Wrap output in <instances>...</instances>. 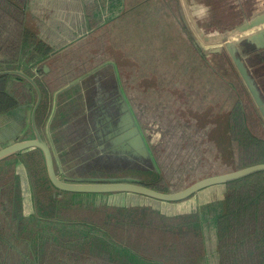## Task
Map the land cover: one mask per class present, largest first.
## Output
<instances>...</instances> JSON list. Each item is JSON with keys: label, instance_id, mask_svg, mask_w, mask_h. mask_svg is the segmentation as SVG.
<instances>
[{"label": "rangeland", "instance_id": "obj_1", "mask_svg": "<svg viewBox=\"0 0 264 264\" xmlns=\"http://www.w3.org/2000/svg\"><path fill=\"white\" fill-rule=\"evenodd\" d=\"M262 11L264 0H125V11L118 19L88 33L48 66L53 70L61 66L77 69L74 73L79 75L84 71L81 69L92 70L104 59L113 61L141 126L153 144L162 177L157 187L176 192L203 178L236 170L228 123L237 106L243 112L246 130L255 139L264 141V121L225 50L224 40L207 44L202 38L226 36ZM53 77L58 81L55 86H61L58 74ZM258 77L264 78L262 74ZM99 78L102 82L91 96L86 94V87L96 81L95 78L85 82L84 87L79 84L72 88L74 93L81 88L85 90L80 99L89 107L94 104V95L100 94L102 99L107 97L108 79ZM73 111L82 112L80 108ZM175 114L182 117L183 126L181 123V126L173 125ZM95 123L92 116H76L67 127L71 132L77 130V138L84 137L89 124L95 126ZM29 138L31 136L24 137ZM258 152L252 149L250 155ZM21 154L25 157L21 181L29 182L27 176L31 179L30 184L25 182L28 185V218L34 223V227L29 228V250L34 254L30 253L31 261L46 264H222L216 237L209 236L207 228L205 232L197 228V222L202 223L200 219L197 221L195 214L206 215L204 224L209 227L208 215L214 214L212 220L215 221L216 216L225 211L224 202H214L199 212L176 206L174 214L182 215L163 219L159 215H165L167 206L152 199L131 194L68 193L70 196L54 189L46 175L43 176L47 182L40 184L33 166L34 153ZM5 164L14 166L16 161L10 159ZM16 169L9 168L5 181L13 179L14 175V180L19 181ZM73 169L76 175L89 178L130 177L143 182L150 176V172L140 169L135 160L111 155L103 157L100 164L97 160L87 163L81 160ZM37 190L43 191L48 201L36 205ZM54 194L61 198L56 199ZM225 195L226 192L224 198ZM52 196L54 208H61L60 215L43 211ZM213 197L215 199L216 195ZM69 202L72 208L63 217ZM130 208L133 210H128ZM106 213H110L109 217ZM93 214L94 218L90 219ZM53 215L54 220H47ZM121 215L129 220L123 218L120 222L123 236L119 239L117 231H112L111 227L113 219ZM89 219L91 224L86 221ZM133 241H137L138 246L133 245Z\"/></svg>", "mask_w": 264, "mask_h": 264}, {"label": "water", "instance_id": "obj_2", "mask_svg": "<svg viewBox=\"0 0 264 264\" xmlns=\"http://www.w3.org/2000/svg\"><path fill=\"white\" fill-rule=\"evenodd\" d=\"M204 43L209 44L210 42H216L221 39L224 40V47L232 63L234 64L239 76L241 77L244 85L246 86L252 100L254 101L263 121H264V96L256 84L252 73L248 67L249 65H255V62L264 61V11L256 14L249 21L242 23L237 26L226 36H214L213 38L202 37ZM231 38V40H230ZM216 40V41H214ZM217 51H221V48H217ZM215 52V51H214ZM256 53L255 58L259 60L248 59L249 54ZM108 67L112 70L113 78L108 80L109 86L106 91L107 97L109 95V102L112 104L111 111L112 117L114 115V124L110 125L107 130L109 134H106V139H109L111 147L108 149L107 146L105 150L101 146H93L87 139L76 137V133L69 134V140L65 143H70L69 145L62 146L64 150L74 152V150L79 148V152L76 157H82L83 162H89L97 160L100 164L101 159L108 155L111 156H121L127 159L135 160L140 169L148 172H158V166L155 163L153 157V149L151 139L146 135L145 131L142 129L141 123L139 121L138 115L136 114L130 98L121 83L119 76V71L116 64L113 61H108L107 63L102 62L100 65H96L90 73L84 78V82L80 85L84 87V83L95 78L96 81L90 83L86 87V94L89 93L90 96L93 94L94 89L99 86L102 82L99 78V71L101 69ZM10 70L2 69L0 70V76H13L26 81L36 92L37 99L33 106L31 112V128L33 131L34 138L22 140L19 142L12 143L11 145L0 149V161L11 155L26 151L28 149H37L41 152L45 169L47 173L48 180L51 185L61 192L67 193H78V194H131L137 195L142 198L152 199L158 201L168 209L164 216H176L180 214H174V209L176 206H186L185 209L200 211L206 206H212L214 202H224V193L226 192V184L238 181L240 179L246 178L250 175L264 172V163H259L251 165L239 170L231 171L228 173H223L219 175H214L210 177L203 178L183 188L182 190L176 192H160L149 187L128 182H110V183H97L105 179V177L89 178L81 175H76V171L73 169L77 164L74 161V157L64 158L62 161H56L55 156L52 153L51 146L42 138L40 131L38 130L36 124V112L41 104V92L37 86L36 81L33 77L25 74L21 70L12 69L13 66H7ZM79 98L82 96L79 92ZM102 99L100 94L93 96V101L96 99H101V101L108 100V98ZM80 102L83 100L80 99ZM87 104V103H86ZM86 109V113H82V116H92L95 119L94 110ZM81 113L78 115L80 116ZM84 116V117H85ZM183 126L184 124L181 123ZM90 129H94L93 125H90ZM84 144V146H83ZM69 146V149H68ZM119 147V148H118ZM114 148V149H113ZM108 149V150H107ZM95 152L93 156L92 153ZM58 167V170L55 168ZM64 170L61 171V169ZM63 175V177L61 176ZM213 190H217L216 198L209 194ZM198 197L201 198L199 202ZM181 209V208H180ZM177 212V211H175ZM178 213V212H177ZM182 215V214H181ZM199 216L200 222L202 223L199 227L201 232H205V229H209V236L216 237L217 241V220L219 216H216L215 221L212 220L214 214H209L208 218L211 219V224L209 227L205 226L204 218L206 215L197 214ZM221 216V215H220ZM215 231V232H214ZM204 246L206 245L203 242ZM218 245V243H217ZM205 249V248H204Z\"/></svg>", "mask_w": 264, "mask_h": 264}, {"label": "crops", "instance_id": "obj_3", "mask_svg": "<svg viewBox=\"0 0 264 264\" xmlns=\"http://www.w3.org/2000/svg\"><path fill=\"white\" fill-rule=\"evenodd\" d=\"M13 3L20 11L24 17L23 32L20 29L19 24H15L13 34V50L11 48L5 49L3 53H0V60H10L15 58L14 48L19 49L18 59L12 67V69L21 70L25 74L33 77L36 82L40 85L43 93L42 102L39 106L37 113V123L40 130L42 138L51 146L52 153L55 156L56 161H62L64 158L76 157L79 148L74 153L64 150L62 146L66 145V141L69 140L71 132L68 129V124L73 118L78 116L73 109L80 108L86 113V109H89L88 104L85 102H80L79 92H72V88L75 85L83 83L87 73L93 70L84 69L79 75L70 76V70L72 68H67L66 77L58 85V81L55 77V73L59 76V71L62 68L53 70L48 66L50 62L56 58V56L67 52L72 48V46L83 39L88 33L102 28L108 25L109 21L112 19H118L125 11V0H9ZM116 17V18H115ZM6 23L4 24V26ZM8 23L6 25L9 26ZM9 39V38H8ZM76 47V45H75ZM13 54V56L11 55ZM17 57V56H16ZM258 58V57H257ZM255 58L256 60H259ZM107 63L108 59H104ZM102 63V62H101ZM262 62H255V66H262L260 68H255L250 70L256 84L259 86L260 90H264V78H259V75L264 76ZM100 64H97V66ZM107 67L101 69L98 76H103L108 80L113 78L112 70ZM251 67L254 65H250ZM249 67V66H248ZM6 65L0 63V70H10L7 69ZM256 71V73H254ZM65 72V71H64ZM5 78H0V94L2 95V100H0V123L4 126L9 124L14 128V132L10 135V139H14L17 136H25L28 132V127L30 123L31 112L35 104V100L29 92V87H27L23 80L11 76H3ZM73 78V79H72ZM259 81H257L258 79ZM73 80V81H72ZM262 87H261V85ZM16 85L20 86L24 90L25 100H20L11 94V90ZM261 91V92H262ZM85 90L81 88V95ZM8 97L7 103H5V97ZM264 96V93H262ZM10 97V100H9ZM14 97V98H13ZM108 100L101 101V99H96L94 102V110H101L103 103H107ZM14 100L15 103L12 102ZM10 101L12 104H10ZM4 106L1 107L3 105ZM92 109V110H93ZM88 115H91L89 111ZM99 115L100 113H97ZM85 116V115H84ZM19 118V120H14ZM94 134V129L90 131ZM80 135L81 142L86 137ZM69 149V146H68ZM42 164L45 168L44 159L40 153ZM77 164V161H75ZM58 170V167L55 165ZM65 167L61 169L64 170ZM63 177V175L61 174ZM211 195H216L217 190L208 192ZM201 200L198 197L197 202ZM163 219H170L171 217H166L164 215H159ZM197 221H199V216L195 214ZM199 229V223L196 224Z\"/></svg>", "mask_w": 264, "mask_h": 264}, {"label": "trees", "instance_id": "obj_4", "mask_svg": "<svg viewBox=\"0 0 264 264\" xmlns=\"http://www.w3.org/2000/svg\"><path fill=\"white\" fill-rule=\"evenodd\" d=\"M19 11L9 0H0V53L8 48L13 50L11 39H14L13 34H16L15 24H19L23 32L25 15L23 13L22 16ZM5 23L10 25L6 27ZM14 51H16L14 59L0 60V63L14 66L19 49L14 48ZM4 97L7 103L8 97L6 95ZM2 98L0 94V100ZM1 103L3 107L4 102ZM173 118L175 121L173 125L181 126L179 123H182V117L175 114ZM228 127L235 169L264 163V141L255 139L246 130L240 106L233 110ZM252 149H258L259 152L250 155ZM153 157L158 172H150L148 179L152 180V187H149L166 193L168 192L166 188L157 187L162 177L154 153ZM224 205L225 211L219 216L216 227L222 264H264V172L226 184ZM142 208L146 207H139Z\"/></svg>", "mask_w": 264, "mask_h": 264}, {"label": "flooded vegetation", "instance_id": "obj_5", "mask_svg": "<svg viewBox=\"0 0 264 264\" xmlns=\"http://www.w3.org/2000/svg\"><path fill=\"white\" fill-rule=\"evenodd\" d=\"M255 54L256 53H252V54L250 53L249 54L250 59L254 60ZM18 57H19V54H18ZM248 66H249V69L251 71L258 67L255 65L251 67L249 64H248ZM263 66H264V64H263ZM261 67H260V69H261ZM60 68H62V69H60V71H59V77H60L59 82L62 83L66 77L67 68H65L64 66H61ZM81 70H84V69H81ZM263 70H264V67H263ZM74 71H78V70L77 69L70 70V76L73 75ZM254 73H256V71ZM74 75L76 76L77 73ZM0 78H5V77L0 76ZM18 79H20V78H18ZM256 79H258V78H256ZM259 80L260 79H258L257 81H259ZM24 83L27 84L26 85L27 87H29L28 88L29 92H30L31 96L33 97V99L35 100V103H36L37 94H36L35 90L26 81H24ZM37 86L39 87L40 92H41V102H42L43 93H42V90H41L40 85L38 83H37ZM261 87H262V85H261ZM11 91H12L11 94L14 97H16L20 100H25L26 97L24 94V90L20 86L16 85L15 87H13V90H11ZM262 93H264V90L262 91ZM147 99H148V97H147ZM9 100H10V97H9ZM12 102L15 103L14 100H12ZM12 102L10 101V104H12ZM109 103H110L109 101L107 103H103L102 105L104 108H102L101 110H94L93 109L94 113H95V119H96V123L94 126V134H92L90 132L91 129H90V126H88V128L86 129L87 133H86V137H85V139H87L90 143H92L93 146H101V148H103L104 150H105L104 146H107L108 149L112 148L109 139H106V134H109L107 128L110 125L113 126L114 119H115L114 115H113V117L111 116L112 115V111H111L112 104H110L107 107V105ZM93 108H94V104H93ZM38 110H39V108H38ZM38 110L36 112L37 127H38V123H37ZM96 112L100 113V114L97 115ZM14 120H19V118H16ZM38 130H39V128H38ZM13 132H14V128L10 124L8 126H4L3 123L2 124L0 123V149L9 146L12 143L19 142L22 140H26V139H24L25 136H29V137L31 136V138H29V139L34 138L33 131L31 128V117H30L28 132L25 136H17L14 139L13 138L10 139L9 134H12ZM34 150H37V149H28V150L23 151L21 153L26 154L28 151L34 153L36 158L33 161V166L36 170V175L38 176L37 182H40V184H45V181L47 182V180H48L46 169L44 168V166L42 164V159H41L40 153L36 154L35 153L36 151H34ZM76 150H74V153L76 152ZM21 153L11 155V156L6 157L0 161L1 163H3L5 161V159H7V158H8V160H6V161H9L10 159H15V161H16V164L14 166H8L7 164H5L6 161L3 163L2 166H0V264H46V262H43V261L40 263H37V262H33L30 260L31 259L30 253H32V251L30 252V250H29V228L32 226L34 227V223H33V220L31 221L28 218L29 217V214L27 211L28 204H29L28 185L25 184V182L30 184L31 179H30V176H27L29 178V182L23 181V180L21 181V177L22 178L24 177L23 172L21 170H22L23 164L25 163V157ZM15 155H17V156H15ZM73 159H74V161H77V163H79L81 160H83V158L81 156L80 157H74ZM10 167H14V168L17 167L16 170L18 171L17 174L19 175V181L14 180L15 175L13 176V179H9V181H5L7 178L6 176L8 174V170ZM11 171H12V169H11ZM43 175H46L47 180L45 179V177ZM140 180H142V179H140ZM140 180H138L137 178L121 177L118 179L117 178L116 179L105 178V179H102V180L96 181V182L97 183L128 182V183L140 184V185H143L146 187H149V186L152 187V180L147 178L145 181L143 180V182H139ZM49 183H50V181H49ZM65 194L71 196V194H68V193H65ZM52 195H53V193H52ZM54 195H55L56 199L61 198V197H59V194H54ZM35 197H36V205L39 204L40 201H48V199H45L46 195L44 194L43 191L37 190L35 193ZM53 199H54V197L52 196V200L49 199V201L51 200V202L50 203L47 202L45 204L43 211L56 212V214H58V210H60L61 208H54ZM96 204H98V203H96ZM36 208H37V211L39 212L38 207H36ZM71 208H72V205L69 202V209H64V212H63L64 216L63 217L66 216L65 215L66 213L70 212ZM134 209L136 210L138 208H134ZM84 210H86V209H84ZM116 210L117 209H114L113 211H116ZM128 210H133V209L130 208ZM75 211L76 210H74L73 213H75ZM60 214H61V212L59 211L58 215H60ZM85 214H86V212L84 213V216H85ZM106 214H107V217H109L110 213H106ZM94 216H95V214H93L90 217V219L94 218ZM53 217H54V215L51 216L50 218H47V220L52 221V220H54ZM123 218H126L129 220V218L126 215L117 216V218H115V220L113 219V222H112L113 227H111L112 231L113 230L117 231L116 237H118L119 239H120V236L121 237L123 236V234L121 233L123 230V227L120 225V222L123 220ZM90 219L86 220L88 224H91ZM75 220H78V219H75ZM82 221H85V219L83 220V218H82ZM76 222H78V221H76ZM115 226H118L119 229H115ZM125 230L131 231L132 229L131 228L130 229L125 228ZM39 231H41V230H39ZM136 243H137V241H133V245L138 246V244H136ZM38 253H39V251H38ZM32 256H34L33 253H32ZM48 264H51V263H48Z\"/></svg>", "mask_w": 264, "mask_h": 264}]
</instances>
